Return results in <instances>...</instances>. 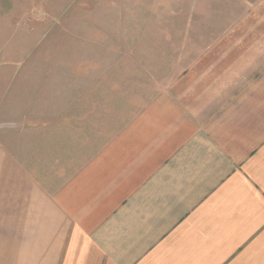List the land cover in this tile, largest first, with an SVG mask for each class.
<instances>
[{"label": "crops", "instance_id": "crops-1", "mask_svg": "<svg viewBox=\"0 0 264 264\" xmlns=\"http://www.w3.org/2000/svg\"><path fill=\"white\" fill-rule=\"evenodd\" d=\"M181 14L148 101L81 70L0 122V264H264V0Z\"/></svg>", "mask_w": 264, "mask_h": 264}, {"label": "rangeland", "instance_id": "rangeland-1", "mask_svg": "<svg viewBox=\"0 0 264 264\" xmlns=\"http://www.w3.org/2000/svg\"><path fill=\"white\" fill-rule=\"evenodd\" d=\"M188 4L192 0H0V122L46 100L49 87H63L66 75L81 70L101 73L105 87L118 85L121 104L132 89L142 94L137 105L156 96L166 76L187 66L177 57L197 54L212 34L181 30L192 23L181 14Z\"/></svg>", "mask_w": 264, "mask_h": 264}]
</instances>
